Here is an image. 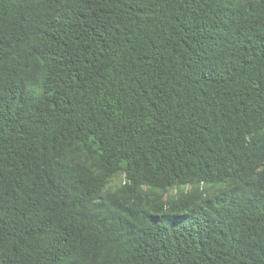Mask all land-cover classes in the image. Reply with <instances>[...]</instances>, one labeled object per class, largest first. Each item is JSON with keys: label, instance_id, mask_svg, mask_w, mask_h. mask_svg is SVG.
Returning a JSON list of instances; mask_svg holds the SVG:
<instances>
[{"label": "trees", "instance_id": "trees-1", "mask_svg": "<svg viewBox=\"0 0 264 264\" xmlns=\"http://www.w3.org/2000/svg\"><path fill=\"white\" fill-rule=\"evenodd\" d=\"M0 264H264V0H0Z\"/></svg>", "mask_w": 264, "mask_h": 264}]
</instances>
